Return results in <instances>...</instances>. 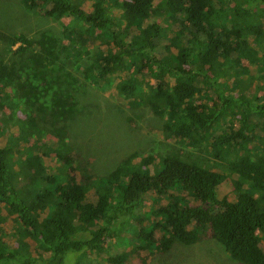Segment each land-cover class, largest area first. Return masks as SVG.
<instances>
[{
    "label": "trees",
    "instance_id": "16d2710c",
    "mask_svg": "<svg viewBox=\"0 0 264 264\" xmlns=\"http://www.w3.org/2000/svg\"><path fill=\"white\" fill-rule=\"evenodd\" d=\"M92 1V11L83 7ZM168 1V15L178 22V31L171 45H184L174 59H159L156 54L161 46L164 31L153 21ZM26 0L30 10H46L45 16L56 20L70 18L77 22L64 27V36L78 49H89L98 41L105 45L92 65L85 68L86 79L98 67L100 78L107 79L125 68H137L136 75L147 68L156 80L149 93L132 79L120 83V91L132 107L148 106L163 122L168 138L192 146L206 156L222 159L229 164L236 198L218 197V188L227 179L215 168H209L211 159L182 157L179 154L163 158L160 166L142 170L132 164L130 155L109 175L93 184L94 177L86 172L80 178L70 156L58 155L57 162L64 164L58 174H49L45 167L46 155L32 152L20 169L25 184L19 187L11 148H0V222L2 209L13 216L22 228L18 248L9 247L0 236V264H66V258L81 260L100 251L115 231L123 234L121 219L132 220L144 204L148 194L167 204L159 209L162 220L150 222L142 217L134 221L140 225L141 246L148 250L157 244L171 250L176 244L196 245L201 235L194 227L203 229L217 240L240 264H264V102L257 111L246 110L240 128L231 130L222 145H237L227 153L217 145V152L204 142L216 131V124L230 108L233 99L218 86L219 79L204 74L199 65L210 67L240 62L252 56L249 45L252 37L264 39V0ZM51 5L50 8L47 6ZM121 8L115 16L111 11ZM114 16V17H113ZM250 17L256 20H251ZM86 24L85 28L80 25ZM255 24H258L255 26ZM99 31V35H95ZM0 42L14 54L30 53L31 63L40 69L57 66L62 47L60 38L44 34L39 39L23 35L11 36L0 31ZM113 44V45H112ZM102 45V46H103ZM130 58L133 65H127ZM171 79L173 84H171ZM9 91L21 94L25 104L32 109L41 91L37 74L32 67L7 64L0 58V104ZM139 98V100H137ZM207 99L222 102L220 109H211ZM264 99V96L261 98ZM41 107L53 110V125L68 121L77 110L74 98L62 94L59 88H46L40 95ZM4 102V101H3ZM259 109V110H258ZM263 116L261 128L251 126L252 114ZM35 128L30 124V132ZM43 132V130H39ZM56 132L66 136V128L58 126ZM2 129L0 127V134ZM255 143L252 151L246 150ZM34 145L33 147H35ZM240 152V153H239ZM238 153L234 159L229 156ZM205 162L207 167L204 166ZM33 188L37 190L33 192ZM94 190L97 201L89 200ZM185 198L195 202L189 205ZM155 217V211L151 212ZM149 220V224L144 223ZM1 226V225H0ZM36 245L38 257L26 254L25 240ZM123 242L130 243L128 237ZM26 252V254H25ZM127 257L119 255L109 260L112 264H125Z\"/></svg>",
    "mask_w": 264,
    "mask_h": 264
},
{
    "label": "rangeland",
    "instance_id": "374dc122",
    "mask_svg": "<svg viewBox=\"0 0 264 264\" xmlns=\"http://www.w3.org/2000/svg\"><path fill=\"white\" fill-rule=\"evenodd\" d=\"M124 0H120L122 3ZM165 9L160 10L148 23L153 21L159 23L164 31L161 46L156 54L159 59H174L177 52L184 45L179 42L177 46L171 45L176 32L178 22L168 15L167 4L164 1ZM93 2L87 1L84 5L86 11H92ZM51 5L47 6L50 8ZM264 7L256 9V13L262 15ZM46 10H30L26 5V0H0V31L15 36H25L29 39H39L44 34L53 35L62 41L59 52L60 61L57 66L40 69L36 68L30 60V53L14 54L18 48H10L0 42V58L7 64H17V66H29L37 74L41 91L38 95L36 105L30 109L22 98L21 94L9 91L7 98H3L0 104V148H11L14 153V167L17 171L16 180L25 184L24 176L20 169L23 161L32 152L40 156L46 155L45 167L49 174H58L65 165L57 162L58 155L70 156L77 169V175L82 178V174L90 173L94 177L93 184L98 183L105 176L109 175L118 165L135 155L132 164L142 170H149L154 166L159 167L163 158L170 155L179 154L182 157L210 158L213 164L209 168H214L217 164L220 167L215 169L223 171L227 179L218 188L220 200L227 197L236 198L233 180L236 177L229 171V164L222 162V159H214L213 155L206 156L208 150L202 153L191 145L182 144L180 141L170 139L164 132V122L156 116L150 107H132L133 100L121 93L120 83H130L134 78L137 84L142 87L144 94H148L152 87L156 86V80L147 70L137 74L136 67L125 68L123 71L110 75L107 79L100 78V71L93 70L90 79L85 77V68L92 65L98 58L99 50L105 48L100 41L97 44H90L89 49L79 48L76 52L70 41L64 36V27L76 21L70 18L56 20L45 16ZM121 13L120 7H115L111 14L116 18ZM251 20H256L250 17ZM85 30L84 23H81ZM258 24H255V26ZM95 31V35H99ZM103 45V46H102ZM113 45V44H112ZM252 56H244L240 62L222 64L221 61L214 62L210 67L199 65L204 74L215 76L219 79V87L233 99L230 108L226 109L223 117L216 124V131L211 137H207L204 142L209 149L217 152V145L227 153L233 152L237 145H230V142L222 145V141L227 138L231 130H237L241 125V117L246 110L257 111L264 99V39L260 40L252 37L249 45ZM127 65H133L130 58L126 60ZM171 84L173 80L171 79ZM49 87H57L62 94L74 98L77 110L72 112L68 121L61 125H53V110L49 107H41L40 95ZM138 97L137 100H139ZM200 102L207 101L211 109H220L221 103L214 104L210 100L201 99ZM259 110V109H258ZM251 126L255 129L261 128L263 116L252 114ZM30 124L35 128L30 132ZM58 126L66 128V136L56 132ZM39 130H43L40 132ZM36 145L35 147H33ZM255 143L246 150L252 151ZM254 146V147H253ZM241 152V151H240ZM239 152V153H240ZM238 153L229 156L234 159ZM207 167V163L204 164ZM83 179V178H82ZM37 192L35 188L32 189ZM89 200L97 201L94 190L90 192ZM189 205L195 204L185 198ZM167 204L164 199L158 200L154 193L148 194L144 204L138 209L134 218L128 222L121 219L117 224L123 229V234L115 231L104 247L93 255L81 260L82 264H112L110 259L119 255L127 257L125 264H240L231 259L225 248L214 238L204 233L203 229L194 227L201 240L196 245L186 246L176 244L171 250L150 244L148 250L141 246L139 234L134 230H139L140 225L135 219L146 218L145 225L162 217L159 209ZM155 211L151 217V212ZM264 212V208H260ZM1 215L4 217L0 222V236L4 242L12 248H18L19 238L22 235V228L13 216H8L6 210L2 209ZM149 220V221H148ZM128 237L129 244L123 242V238ZM28 246L29 257H38L36 245L31 239L24 241ZM77 260V259H76ZM72 255L67 256L66 264H76ZM16 264V263H13Z\"/></svg>",
    "mask_w": 264,
    "mask_h": 264
}]
</instances>
